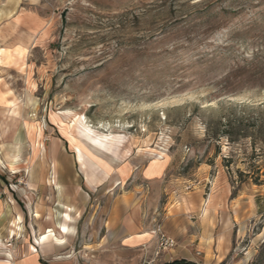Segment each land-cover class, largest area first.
<instances>
[{"label": "rangeland", "instance_id": "rangeland-1", "mask_svg": "<svg viewBox=\"0 0 264 264\" xmlns=\"http://www.w3.org/2000/svg\"><path fill=\"white\" fill-rule=\"evenodd\" d=\"M259 114L264 0H0V259L264 264Z\"/></svg>", "mask_w": 264, "mask_h": 264}, {"label": "trees", "instance_id": "trees-1", "mask_svg": "<svg viewBox=\"0 0 264 264\" xmlns=\"http://www.w3.org/2000/svg\"><path fill=\"white\" fill-rule=\"evenodd\" d=\"M253 126L244 125L243 119L239 120L235 119H228L226 123L223 124L224 128L221 130V134L226 136L230 142L236 141V137L241 135L242 137H251L252 138V155L254 158H259L262 153L264 152V114H259L253 118ZM250 121V120H249ZM222 136V135H220ZM218 136V137H220ZM257 145H261L258 148ZM226 159V167H230L232 163V158H225ZM237 175L239 177L238 180L232 179V184L235 186V183H248L252 182L256 185H263L264 184V172L262 173V167L260 165H255L253 170L248 172H244L241 170L237 171ZM262 255L259 256L258 259H261ZM165 264H196L195 262L189 261L187 259H175L170 262H166Z\"/></svg>", "mask_w": 264, "mask_h": 264}, {"label": "built area", "instance_id": "built-area-1", "mask_svg": "<svg viewBox=\"0 0 264 264\" xmlns=\"http://www.w3.org/2000/svg\"><path fill=\"white\" fill-rule=\"evenodd\" d=\"M177 245V241L172 236L160 232L158 234V254L160 251L171 250Z\"/></svg>", "mask_w": 264, "mask_h": 264}, {"label": "crops", "instance_id": "crops-1", "mask_svg": "<svg viewBox=\"0 0 264 264\" xmlns=\"http://www.w3.org/2000/svg\"><path fill=\"white\" fill-rule=\"evenodd\" d=\"M225 191H227V189H225ZM227 193V192H226ZM227 197H229V193L228 194H226V196H225V198H227ZM211 198H212V194H211V196H210V200H211ZM235 199V198H234ZM210 200H209V202H210ZM229 199H227V201H228ZM218 256H220V255H218ZM180 259H187V260H189V261H194L192 258H190V257H182V258H180ZM205 259H206V257H205ZM168 262H170V261H168ZM196 263V262H195ZM0 264H7V262L4 260V259H0ZM9 264H11V263H9ZM14 264H16L15 262H14Z\"/></svg>", "mask_w": 264, "mask_h": 264}, {"label": "bare ground", "instance_id": "bare-ground-1", "mask_svg": "<svg viewBox=\"0 0 264 264\" xmlns=\"http://www.w3.org/2000/svg\"><path fill=\"white\" fill-rule=\"evenodd\" d=\"M61 227L63 228V231L66 232V233H70L71 231L73 232V230H74L71 227H64V226H61ZM142 236L143 235H140L139 237H142ZM47 237H48V235H44L43 237H41V241H44Z\"/></svg>", "mask_w": 264, "mask_h": 264}]
</instances>
